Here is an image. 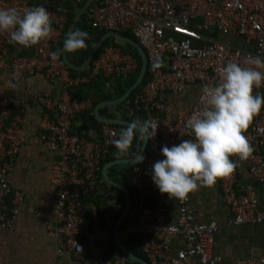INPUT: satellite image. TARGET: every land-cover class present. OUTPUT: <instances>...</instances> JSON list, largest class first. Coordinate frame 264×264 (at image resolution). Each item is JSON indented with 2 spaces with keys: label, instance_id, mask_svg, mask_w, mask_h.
Masks as SVG:
<instances>
[{
  "label": "built area",
  "instance_id": "built-area-1",
  "mask_svg": "<svg viewBox=\"0 0 264 264\" xmlns=\"http://www.w3.org/2000/svg\"><path fill=\"white\" fill-rule=\"evenodd\" d=\"M46 0H0V8L44 6L51 14L52 37L32 47L28 55L16 56L9 64L2 57L12 43L7 34H0V68H9L14 79H23L41 72L49 81H59L66 91L99 76L126 79L138 68L131 50L108 44L92 60L87 76H69L61 58L53 60L68 17L65 0L54 7ZM82 1V0H75ZM91 28L107 32L130 33L146 54L144 83L125 100L128 115L143 120L154 119L159 125L155 137L147 142L142 164L131 170V207L120 228V238L133 237L148 264H219L222 258L213 253L215 233L219 226L210 221L197 222L189 206V194L184 200H171L176 205L174 223L168 221L160 192L151 179L153 151L179 144L184 124L203 107L202 86L218 82V69L228 62L244 65L249 56L264 59V0H97L84 12ZM241 37L252 42L254 51L232 47L222 37ZM119 45L121 43L113 39ZM161 60L163 67L153 69ZM198 84L200 92L190 111L172 115L161 93L178 95L187 85ZM254 93L264 96V83ZM55 114H47L42 130L27 138L21 132V108L17 103L0 98V229L8 230L15 222L14 205L22 201L21 194L10 193L5 177V161L21 146L44 145L58 151L61 161L53 173L56 190L55 222L50 226L57 237L58 255L70 253L80 264H128L126 257L115 247L113 223L108 213H101L91 195L100 180L102 161L113 146L121 129L107 126L100 139L89 140L70 133V120L85 111L87 102L62 100L46 104ZM15 109V111H14ZM254 151L248 160L252 180L264 185V107L253 118L244 133ZM233 160L237 158L233 157ZM220 180L222 197L232 212L230 225L264 224V213L256 210V199L250 189L240 193L235 172ZM28 211L38 215L28 207ZM49 227V224L45 222ZM180 237L183 244L173 250L171 241ZM235 264H257L238 260Z\"/></svg>",
  "mask_w": 264,
  "mask_h": 264
},
{
  "label": "crops",
  "instance_id": "crops-1",
  "mask_svg": "<svg viewBox=\"0 0 264 264\" xmlns=\"http://www.w3.org/2000/svg\"><path fill=\"white\" fill-rule=\"evenodd\" d=\"M56 3H58L56 0H46L44 5L54 7ZM72 4H75L74 1H72ZM69 27L65 23L56 50L59 47H61L60 49L63 48L62 42L64 38H67ZM221 39L232 47L250 52L254 51L253 43L247 42L241 37L230 36ZM121 48L123 51L128 50V47L125 48L123 44ZM31 51L32 47L23 48L12 44L8 52L3 55L2 60L9 64L16 56L28 55ZM67 54L65 53V56L72 65L80 66L83 64L76 65L75 62L79 61V58L73 57V54ZM60 58L62 60V52ZM88 68L89 65L82 70L67 67L69 76L72 78L87 76L90 71V68ZM70 70L74 72L72 73ZM84 70L86 73H83ZM9 82L18 83L19 88L16 90L10 88ZM115 83L116 81L112 78L99 76L66 91L61 82L49 81L41 72H35L23 79H14L9 68H0V98L4 97L20 106L22 110L20 129L27 138L34 137L42 130L47 114L50 118H55L52 109L46 104L62 100L70 103L73 101L87 102L88 105L85 111L77 112L70 120L69 129L71 134L89 140H97L100 139L103 129L107 126H116L122 129L126 125L104 122L107 119H115L131 123L136 119L128 115L124 109V102L127 98L117 102V99H120L127 89L122 95H119L118 89L120 90V88L116 87ZM99 84H103L102 92L93 89L94 87L97 88ZM86 87L87 89H85ZM78 90H83L81 95L85 99L79 100L81 95L78 94ZM116 90L118 91L117 94ZM86 91L91 92L85 95ZM199 92L200 86L192 84L187 85L184 91L178 95L161 93L159 98L168 104L172 115L185 114L190 111ZM108 95L110 99L106 100L112 104L103 105V102H107L103 98H107ZM112 101L116 102L113 103ZM100 104H102L101 107H98ZM139 119L143 121L142 117ZM137 145L141 146L134 139L132 147ZM146 148L147 144L145 151ZM132 152H135L133 148L127 157H120L119 159H132ZM109 155L112 158L116 156L114 146L110 148ZM145 155L146 153H144ZM152 157L154 163L164 159L161 155V147L153 151ZM114 160H109L107 156L102 161L100 180L95 192L91 195L96 207L101 212L108 213L111 219L113 217L117 219L124 205L123 192L109 185L102 177L103 166ZM60 161L61 156L58 151L50 150L44 145L31 144L21 146L5 161V177L10 193L17 192L21 194L22 201L14 205L15 222L13 226L8 230L0 229V264H80L68 252L58 255L57 237L50 228L55 222L56 190L53 185V173ZM128 167L133 166L126 164L114 165L107 168L106 173L111 181L123 185L121 174H125V169ZM236 177L238 191L245 193L247 189H250L256 199V210L264 213V185L252 180L247 163L241 162L239 164L236 168ZM1 198L2 190L0 189V200ZM160 201L166 208L168 221L174 223L177 213L174 201L166 199L164 194H160ZM189 206L197 222L214 221L219 226L215 233L212 248L213 253L222 258L219 264H235L238 260H250L257 264H264V224L230 225L232 212L222 197L220 180H217L212 187H199L198 190L189 193ZM28 207L37 212L38 215L36 216L28 211ZM45 222L49 224V227L45 225ZM182 244L183 241L180 237H176L171 241L173 250L180 248ZM193 264L199 263L194 260Z\"/></svg>",
  "mask_w": 264,
  "mask_h": 264
},
{
  "label": "clouds",
  "instance_id": "clouds-1",
  "mask_svg": "<svg viewBox=\"0 0 264 264\" xmlns=\"http://www.w3.org/2000/svg\"><path fill=\"white\" fill-rule=\"evenodd\" d=\"M53 31L51 14L42 5L0 8V34H7L12 44L30 48L50 39ZM88 39V32L73 30L63 41V48L52 52L51 58L58 60L61 52L87 48ZM244 65L228 62L219 68L218 82L202 86L203 107L184 124L183 136L188 139L170 148L161 147L164 159L152 165L151 179L171 200H184L199 187L214 186L252 155L254 149L244 133L264 107V96L254 94V89L264 83V59L249 55ZM163 66L159 59L153 62L154 70ZM9 87L16 90L19 84L9 82ZM158 126L154 119H134L112 140L116 155L127 157L134 139L139 144L152 140ZM131 156L133 164L144 162L140 146Z\"/></svg>",
  "mask_w": 264,
  "mask_h": 264
},
{
  "label": "water",
  "instance_id": "water-1",
  "mask_svg": "<svg viewBox=\"0 0 264 264\" xmlns=\"http://www.w3.org/2000/svg\"><path fill=\"white\" fill-rule=\"evenodd\" d=\"M95 1H97V0H86L83 3V5L80 7V9L74 15V18L71 22L69 29H68L67 36L70 32H72L74 30L76 22H78V20L80 19L82 14L86 11V9ZM109 38L115 39L117 42H119L123 45H127L129 48L135 50L141 58L140 72H139L134 84L127 89V91L124 93V95L120 99H117V102L118 101L120 102V101H123L124 99H126L130 95V93L133 90H135L141 84V82L144 79L145 73H146V67H147L146 54H145L144 50L141 48V46L136 43V41H134L133 39H131L130 37L125 36V35H120V34H117L114 32H107L101 36V38L98 40V42L95 44V46L91 49L90 53L88 54L87 58L85 59V61L83 62L82 65H80V66L72 65L68 61V59L66 58L64 52H62V60L65 63V65L67 67H69L70 69H75V70L81 69L82 70V69L86 68L92 62L96 52L104 44V42ZM112 102L114 103L116 101H112ZM102 104L103 105H111L112 103L107 101V102H103ZM102 104H100L98 107H101ZM98 107H97V109H99ZM97 119H99V118L97 117ZM104 122L108 123V124H119V125H127L130 123L128 121L126 122V121L115 120V119H107ZM146 144H147V142L141 144V146H140L141 154L143 156L145 153ZM131 160L132 159H118V160H114L112 162H108L102 168V177L104 178V180L109 185H111L112 187H114L115 189H117L119 191H122L124 194V205L122 207L121 213L117 217L116 221L113 224V228H112L113 240H114L115 247L126 257V259L129 262H134V263H138V264H148V262L145 259L135 255L132 251L127 249L122 243L119 232H120V228H121V225L123 223V220H124L128 210H129V208L131 207V200H130L131 195H130L129 190L125 186L111 181L109 179L107 173H106V169L111 167V166H114V165H118V164H126V165H130V166L136 165V164H133Z\"/></svg>",
  "mask_w": 264,
  "mask_h": 264
},
{
  "label": "trees",
  "instance_id": "trees-1",
  "mask_svg": "<svg viewBox=\"0 0 264 264\" xmlns=\"http://www.w3.org/2000/svg\"><path fill=\"white\" fill-rule=\"evenodd\" d=\"M56 1L58 2L59 0H56ZM72 1H74L75 4H72ZM85 1L86 0H82V1H78V2L75 1V0H65V1H63L64 5L68 8V12H69L68 13V17H67V21H66V26L67 27H69L70 23L72 22L76 10H79L80 7L83 5V3ZM34 2L35 1L33 0L32 3H34ZM76 29H79V30H82V31H86V32L89 33V36H90V39L85 41V43L87 44V48L78 50V51H76L74 53L69 52L67 54V55L73 54V57L74 56L78 57L79 61H76L75 64L76 65H80V64H82L85 61V59L87 58V56L90 53L91 49L95 46V44L98 42V40L101 38V36L103 34H105V32L101 31V30H97V29L91 28L90 24L88 23V21L86 19V14L85 13H83L82 16L80 17V19L78 20V22H76L74 30H76ZM122 35L128 36L131 39H133V37H132V35L130 33H122ZM64 40H65V38H64ZM108 44H113L115 46H122V44L119 45L118 43H115L112 38H109L99 48V50L96 52L94 58L100 53V51L103 49V47L108 45ZM124 47L127 48L128 46L124 45ZM60 48L61 47L57 48V50L60 49ZM128 49H129V47H128ZM131 53H132V56H134V58L138 62V68L136 69V71L133 74L128 75V77L126 79H117V80H115L116 81L115 86L120 88V90L117 88L118 91L120 92L119 95H122L126 89H128L129 87H131L134 84V82H135V80H136V78H137V76H138V74L140 72V69H141V59H140L138 53L135 50H131ZM72 61H73V59H72ZM91 63L89 64V68H91ZM70 71L72 73L74 72L73 70H70ZM83 73H86L85 70L83 71ZM145 76H146V74H145ZM144 81H145V77H144L142 83H144ZM90 86L92 87V84ZM93 86H95V84H93ZM140 86H141V84L135 90H133L130 93V95L127 97L126 100H130L131 97L133 96V94L137 91V89H139ZM102 88H103V84H99L97 88L94 87L93 89H95V90L97 89V90H99V92H102ZM85 89H87V87ZM118 91L116 92V94L118 93ZM90 92L91 91H89V92L86 91L85 95L86 94L88 95ZM78 94H80V95L83 94V90L82 91L78 90ZM109 97L110 96L108 95L107 98H103V100L107 101L106 99L109 100L110 99ZM83 99H85V98L82 97V95H81L79 97V100H83ZM137 147H138V145L137 146H133L132 148L136 151ZM107 156H108L109 160H114V159H119L120 158L117 155L114 156L113 158L109 154ZM131 170H132V167H128V168L125 169V174H121L122 184L125 185L130 190V194H132V192H133V188H132V184H131ZM122 200H123V197H122ZM101 213H104V212L102 211ZM115 219H116V217H113V219H112V223L113 224L115 222ZM122 243L127 249L132 251L135 255L145 259V256L143 255V253L138 248V243H137V240L135 238H133V237H124L122 239ZM128 264H138V263H134V262H129L128 261Z\"/></svg>",
  "mask_w": 264,
  "mask_h": 264
},
{
  "label": "rangeland",
  "instance_id": "rangeland-1",
  "mask_svg": "<svg viewBox=\"0 0 264 264\" xmlns=\"http://www.w3.org/2000/svg\"><path fill=\"white\" fill-rule=\"evenodd\" d=\"M124 46V45H123ZM120 199V198H119ZM120 202H121V199H120Z\"/></svg>",
  "mask_w": 264,
  "mask_h": 264
}]
</instances>
